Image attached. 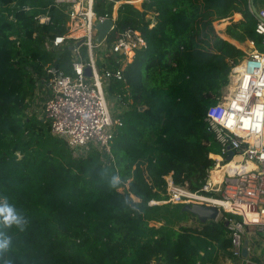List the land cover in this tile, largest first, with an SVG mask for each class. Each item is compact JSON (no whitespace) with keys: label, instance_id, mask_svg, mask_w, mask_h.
Returning a JSON list of instances; mask_svg holds the SVG:
<instances>
[{"label":"trees","instance_id":"obj_1","mask_svg":"<svg viewBox=\"0 0 264 264\" xmlns=\"http://www.w3.org/2000/svg\"><path fill=\"white\" fill-rule=\"evenodd\" d=\"M249 2L145 0L141 10L118 9L115 30L96 55L102 77L123 72V80L103 79L107 102L125 107L112 114L121 125L112 129L111 161L93 145L71 149L30 111L49 68L73 75L71 47L47 49L67 34V14L52 0H0V207H13L25 221L7 226L0 216V241H10L0 264H224L232 257L223 220L202 224L183 205L149 203L166 200L169 175L176 185L201 189L210 154H220L205 118L245 53L218 36L213 23L241 14L223 34L263 50ZM253 3L264 7V0ZM111 10L95 0L98 15ZM43 15L47 24L39 23ZM126 29L147 42L130 63L112 51ZM175 57L182 63L178 78L171 76ZM250 258L264 264L262 255Z\"/></svg>","mask_w":264,"mask_h":264},{"label":"built area","instance_id":"obj_2","mask_svg":"<svg viewBox=\"0 0 264 264\" xmlns=\"http://www.w3.org/2000/svg\"><path fill=\"white\" fill-rule=\"evenodd\" d=\"M68 16L67 34L49 41L47 49L63 51L70 46L73 52V75L51 67L47 70L50 93L43 103L42 115L51 124V133L67 142L73 150L93 145L109 160L113 132L119 119H114L106 99L103 79L123 80L122 70L107 71L102 77L97 66L95 50L105 46L106 38L115 30L118 9L130 4L142 9L145 0H102L112 5L111 13L98 15L95 0H52ZM136 1H140V8ZM255 6V9L254 7ZM29 10V7H26ZM249 11L257 20L255 32L262 37L263 50L248 41L247 48H239L245 56L231 69L228 84L222 89L217 104L211 106L205 122L220 146V154H210L213 166L205 184L199 190L176 185L167 176L166 200L151 201L149 205L201 204L219 211L216 221L223 220L229 230L231 253L241 258L247 228L264 233V7L257 9L253 0ZM13 19V16H10ZM40 24H47V15L39 16ZM111 20L110 34L102 43L96 42V26ZM86 49V55L83 49ZM147 42L138 30L126 29L115 36L112 51L132 62ZM90 67L91 75L85 73ZM229 153L233 156L229 158ZM224 213L240 216L241 221L228 219ZM151 264H163L153 260ZM196 264H202L197 262Z\"/></svg>","mask_w":264,"mask_h":264},{"label":"crops","instance_id":"obj_3","mask_svg":"<svg viewBox=\"0 0 264 264\" xmlns=\"http://www.w3.org/2000/svg\"><path fill=\"white\" fill-rule=\"evenodd\" d=\"M237 14H239V13H235L232 17L226 19L225 26L222 30L219 31L218 35H221L223 39L228 40L230 43H232L237 48H244L245 49L248 47V43H247L248 41L245 44L240 45L236 41L227 39L226 36L223 34L225 28L231 23V21L237 22V21L242 19V15L239 14L240 16L236 17ZM55 53H57V52H55ZM40 91H42L44 93V94L41 93L43 98L40 97L41 102H39L37 108L34 109V112L42 115L43 103H44L45 99L49 96V93H50V89H49L47 82L43 81L40 85H38V92L37 93L39 94ZM36 104H37V102H36ZM40 105H42V106L39 108ZM257 232H259V231H257ZM257 232H252L249 230V228H247V230H246V234L244 237V246H245V243L248 242V247H247L248 248V255H247V257H243V255H242L241 258L236 259L232 256V257L226 259L224 264H235L237 262H239L240 264H257L254 261H252L250 258L251 256H256V255L257 256L262 255V260H264V253H261V252L259 254L255 253L256 250H259V247H261V244H262V242L261 241L259 242V240L256 238ZM256 244H260V245H256Z\"/></svg>","mask_w":264,"mask_h":264},{"label":"water","instance_id":"obj_4","mask_svg":"<svg viewBox=\"0 0 264 264\" xmlns=\"http://www.w3.org/2000/svg\"><path fill=\"white\" fill-rule=\"evenodd\" d=\"M253 7L255 9V6ZM112 26H113V23L111 20H106L104 23H99L96 26V29L98 32V35L96 37L97 43L103 42V40L110 34ZM85 73L88 76L91 75L90 67L85 68ZM232 156L233 154L229 153L228 159H231ZM183 210L185 212L195 215L202 224H205L209 221H216L219 217V211L214 206H206V205H201V204H186L183 206ZM247 247H248V242L245 243V246L242 250L243 257H247L248 255Z\"/></svg>","mask_w":264,"mask_h":264},{"label":"rangeland","instance_id":"obj_5","mask_svg":"<svg viewBox=\"0 0 264 264\" xmlns=\"http://www.w3.org/2000/svg\"><path fill=\"white\" fill-rule=\"evenodd\" d=\"M136 5H137L138 8L141 7V6H140V2H139L138 4L136 3ZM260 8H261V6H260V5H257V9H260ZM227 19H228V18H227ZM222 22L226 23V19H224V20H220V21H215V22L213 23V27H214V30H215L216 34H218L219 31L216 30L215 25H216V24H220V23H222ZM218 36H220V37L222 38L221 35H218ZM223 36H224V35H223ZM102 48H104V47H102ZM102 48H100V49H102ZM100 49H96V50H95V54H96V55L99 54ZM181 73H182V63H181V61H180V59H179L178 57H175V58H174V61L171 60V76H172L173 78H178V77L181 75ZM41 93H43V92L40 91L39 94L35 97L34 102L32 103L31 110H30L31 112H33V110H34L35 108H37L39 102H41L40 97L43 98L42 95H41ZM43 94H44V93H43ZM36 102H37V104H36ZM108 104H109V108H110V111H111L112 114L120 113V112H122V111L125 109L124 106H122V105H121V106L118 105V103H116L114 100L111 101L110 103L108 102ZM41 106H42V105H40L39 108H40ZM127 174L130 175V174H131V171H129ZM130 177H131V176H130ZM249 230L252 231V232H257V231H256V228H254V227L249 228ZM257 236H258V235H257ZM259 239H260V238H259ZM260 240H261V239H260ZM261 242H262L261 247H259V250H256V251H255L256 254H259L260 252H261V253H264V242H263V240H261ZM235 264H240V263L237 262V263H235Z\"/></svg>","mask_w":264,"mask_h":264},{"label":"clouds","instance_id":"obj_6","mask_svg":"<svg viewBox=\"0 0 264 264\" xmlns=\"http://www.w3.org/2000/svg\"><path fill=\"white\" fill-rule=\"evenodd\" d=\"M0 216H3L4 223L7 226H11L13 224H16L19 226L25 222L23 220V217L18 215L15 209L10 206L0 207ZM9 243H10L9 240L0 241V249H6L9 246Z\"/></svg>","mask_w":264,"mask_h":264},{"label":"bare ground","instance_id":"obj_7","mask_svg":"<svg viewBox=\"0 0 264 264\" xmlns=\"http://www.w3.org/2000/svg\"><path fill=\"white\" fill-rule=\"evenodd\" d=\"M140 1H136V3L138 4Z\"/></svg>","mask_w":264,"mask_h":264}]
</instances>
